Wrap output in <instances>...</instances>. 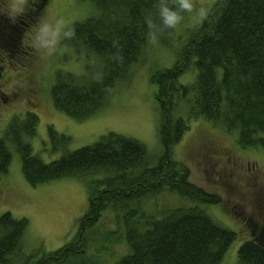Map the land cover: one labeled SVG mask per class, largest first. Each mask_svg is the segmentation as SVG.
I'll use <instances>...</instances> for the list:
<instances>
[{"label":"trees","instance_id":"trees-1","mask_svg":"<svg viewBox=\"0 0 264 264\" xmlns=\"http://www.w3.org/2000/svg\"><path fill=\"white\" fill-rule=\"evenodd\" d=\"M91 1L95 14L74 23V37L64 42L91 52L95 59L81 76L56 72L49 91L53 108L74 119L99 111L115 84L128 78L131 66L142 59L148 31L160 35L159 23L151 30L145 23L149 12L155 15L153 5L158 0ZM27 6L33 14H21L22 20L14 24L0 0L4 8L0 10V53L7 55L14 69L30 71L33 62L21 40L33 17L41 18L46 0H28ZM171 34L172 30L166 32L160 42L167 44ZM188 34L174 65L152 76L157 87V132L164 150L155 166H148L140 143L112 133L45 164L33 155L26 140L36 132L35 113L29 111L22 120L9 123L0 139V175L10 164L6 145L10 142L31 186L74 177L83 180L88 191V208L73 239L35 261L28 256L23 264H99L97 258L116 254L110 245L122 243L129 252L115 264H222L237 234L207 214L204 206L221 204V198L192 184L189 171L172 160V149L189 130L190 119L200 117L235 134L242 149L264 150V0H215L208 19ZM191 68L196 70L195 82L179 85L178 78ZM181 103L189 106L186 119L176 114ZM49 136L58 146L67 143L51 128ZM170 195L185 201L174 208L152 203ZM107 212L112 214L111 221L105 218L110 225L101 221ZM27 223L9 213L0 216V264H14ZM236 260L264 264V244L255 237L244 242Z\"/></svg>","mask_w":264,"mask_h":264},{"label":"rangeland","instance_id":"rangeland-1","mask_svg":"<svg viewBox=\"0 0 264 264\" xmlns=\"http://www.w3.org/2000/svg\"><path fill=\"white\" fill-rule=\"evenodd\" d=\"M214 2L215 0H195V3H203L210 9ZM169 3L174 5L175 0H170ZM4 5L9 14V17L6 16L10 18L11 0H4ZM31 9L32 7H25L23 15L31 16ZM0 10L4 11V8ZM95 12L91 0H46L41 18L33 17L34 23L21 42L28 48L32 47L33 36L42 20L54 21L63 17L71 30L74 23L85 20ZM193 28L191 20L185 14V20L177 29L172 30L167 44L160 42V38L156 43L148 40L142 59L131 66L128 78L115 84L99 111L83 119H74L55 110L49 91L56 72L73 76L85 74L86 65L92 64L95 59L91 52L76 49L62 41L50 58H44L39 53L38 58L33 49L34 54H31L29 61L32 58L35 62L29 67L30 71L21 70L20 67L14 69L4 64L6 68L3 77L6 78L10 73V79L5 80L8 82L0 83V90L4 94L9 95L12 85L16 86L20 80V76L14 79L15 73H28L32 88L38 93L37 97L34 95L37 101L33 103V107L26 99L17 97L9 104L3 102L4 96H0V139L4 138L7 126L14 118L22 120L25 113L31 111L37 116L38 124L35 134L26 140L33 155L42 163L49 164L66 152L90 146L112 133L140 143L148 156V166H155L164 150L157 132V87L152 82V76L157 71L170 69L174 65L178 51L189 38L188 31ZM7 61L9 59L5 63ZM196 75L195 68H191L178 78L177 83L182 86L191 85L195 82ZM188 113L187 103H181L176 114L186 119ZM50 128L56 134L66 137L67 143L58 146L57 142H53L49 136ZM6 145L11 160L7 172L0 175V216L9 213L15 220L24 219L28 222L19 252L12 258L14 264H23L28 255L35 257V261L73 239L78 221L88 208V191L85 182L74 177L31 186L23 176L21 159L14 145L10 142H6ZM172 160L188 169L192 184L207 193L220 196L221 204L207 205L204 209L215 223L237 234V239L231 244L221 263L238 264L237 250L252 238L251 228L264 231V150L242 149L236 142V135L198 117L190 119L189 130L173 147ZM96 177L94 175L91 178ZM184 201L176 195H170L169 199L160 197L158 202L152 200V203L156 202L159 208L165 205L174 208L181 206ZM149 203L150 209L154 210L152 203ZM111 217L112 214L107 212L102 215L101 221L106 222L105 218L111 221ZM106 224L110 225L111 222ZM256 224L260 227H255ZM114 246L110 245L109 248L116 254L109 258L101 256L96 261L99 264H115L129 252L125 243Z\"/></svg>","mask_w":264,"mask_h":264},{"label":"clouds","instance_id":"clouds-1","mask_svg":"<svg viewBox=\"0 0 264 264\" xmlns=\"http://www.w3.org/2000/svg\"><path fill=\"white\" fill-rule=\"evenodd\" d=\"M28 0H11L10 19L15 23V17L23 14ZM155 15L149 12L145 17V23L151 30L160 24V35L154 31H148V39L152 43L170 30L177 29L185 20V14L191 20L194 27L203 24L208 19L210 8L203 3L197 4L195 0H175L174 6L170 5L169 0H158L154 3ZM156 17H158V21ZM75 33L70 30L63 17L56 18L54 21L42 20L32 39V47L44 58H50L55 53L62 41L70 40ZM115 46V43H114ZM117 61L122 63L123 57L118 55ZM99 83V81H97Z\"/></svg>","mask_w":264,"mask_h":264},{"label":"flooded vegetation","instance_id":"flooded-vegetation-1","mask_svg":"<svg viewBox=\"0 0 264 264\" xmlns=\"http://www.w3.org/2000/svg\"><path fill=\"white\" fill-rule=\"evenodd\" d=\"M16 18V17H15ZM22 18V16L20 17V19ZM22 20V19H21ZM24 49H25V51H27L28 52V54L31 56V54L33 53L34 54V48L33 47H30V48H28V47H26L25 45H23L22 46ZM28 49V50H27ZM34 49V50H33ZM37 55H38V58H39V54L37 53ZM0 83L2 82V83H5V82H8V81H5V80H9L10 78V73L8 72V75H7V77L6 78H4L3 77V72H4V70H5V68H6V66L4 67V64H7V63H5V59H6V55L5 54H1L0 53ZM30 56H29V58H30ZM28 58V59H29ZM37 58V59H38ZM36 59V60H37ZM35 60V59H34ZM32 58H31V61L32 62H35ZM7 66H10V64L8 63L7 64ZM15 77H14V79H18V78H20V80H18L17 81V84H16V86H13L12 85V87H11V90H10V93H9V95H6V94H4V92H2L1 90H0V96L2 95V96H4L2 99H3V102L4 103H10L11 104V102L13 101V100H15V98H17V97H20V98H22V99H26L27 100V102L28 103H30V104H32L33 105V103H36V101H37V99L35 100V98L37 97V91H34V89L32 88V84H31V80H30V76H29V74L27 73V74H16V75H14ZM20 76V77H19ZM34 95L36 96L35 98H34ZM34 99V100H33ZM259 223V222H258ZM256 227H260L259 225H255ZM259 234H260V238L262 239V237H264V231L263 230H260L259 231Z\"/></svg>","mask_w":264,"mask_h":264}]
</instances>
